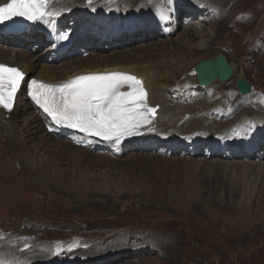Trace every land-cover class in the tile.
I'll return each mask as SVG.
<instances>
[{
  "label": "rangeland",
  "instance_id": "obj_1",
  "mask_svg": "<svg viewBox=\"0 0 264 264\" xmlns=\"http://www.w3.org/2000/svg\"><path fill=\"white\" fill-rule=\"evenodd\" d=\"M232 1L234 7L225 8L224 4L228 5ZM220 7L224 15L217 25H209L210 17H204L205 15L200 13L199 17L203 16V18H192V20L195 19L194 23L199 22V24H188L185 28L180 22L183 28L168 35H161L164 26L159 25L157 32L148 31L149 33L141 39L134 36V29L123 31L120 26H117V30L116 28L109 30L110 33L116 34L115 37L107 39L105 36H100V33L108 32L107 29L102 26L95 28L91 21H84L86 14L83 12L78 15L79 28L91 39L93 49L90 47L88 50H83L88 53L86 56H81L75 51L72 55L60 59L58 64L79 62L85 69L89 66L85 62L91 60L90 58L95 54L101 55L102 58L119 56L118 59H120V56L126 53L127 57L134 58L131 65H126L128 68L140 70L148 68L149 71L152 69L159 71V77L148 74L151 77L148 82L149 89L158 103L155 106H162L159 105V101L162 100L163 94L158 92V88L162 92L164 89L168 92L169 100L173 101L164 103V108L176 106L182 108L183 113L180 118L184 121L183 125L191 124L195 120L196 108H199L203 101L205 103L210 101L211 105L206 113L213 117L219 114L221 123L230 120L227 115L223 116V111H227L230 116H235L236 113H233L242 106H250L262 111L264 110V70L261 74L255 61L247 55V46L240 40L243 41V36L251 29L257 17L258 25L263 23L264 0H224ZM48 11L50 12V9ZM213 11L216 13L218 10L213 9ZM111 22L115 24L118 21L112 20ZM187 28L190 30L185 32ZM197 28L201 30H196ZM120 31L118 35L117 32ZM254 31L257 36L255 42L261 41L264 44V27L260 31H257V28ZM182 33L184 34L181 35ZM188 35H194V38L185 39ZM119 36L123 38L117 39L116 37ZM235 40L240 42L235 43ZM3 42L5 41H1ZM142 44L146 45L140 46ZM3 45L9 49L16 48L15 45H6V43ZM41 45L36 43L29 47L23 45L17 47L25 51L30 58L41 57L39 63L43 66L47 63L46 56H51L52 51H47L50 43ZM150 46L158 47L161 51L151 53ZM97 47L102 49L96 50ZM141 47H145L146 50L142 48L141 52H138L137 50ZM211 49L212 52H210ZM218 54L225 55L229 62L237 67L228 82L223 84L215 82L208 87H200L196 80L194 85H184L182 93L176 88H168L169 81L181 75L185 74L175 83L185 80L184 77H195L192 68L196 64L191 67L192 61L195 63L209 57H211L209 59H215ZM30 61L33 60L30 59ZM171 63L174 66L191 64L186 73L171 76L165 72L166 64L169 68ZM41 66L30 76L39 78ZM20 71L24 73L22 68ZM95 73L97 72L84 75ZM142 76L146 77V75ZM241 77L252 85V92L247 96H240L237 92L236 81ZM39 80L48 82L45 78H39ZM210 89V93H205ZM175 90L179 93L178 95ZM188 91L193 94L192 97L187 95ZM196 93L197 95H194ZM208 95L210 99L206 98ZM228 98H232L233 101L235 99L233 106ZM239 106L240 108L237 109ZM200 111L202 109L197 113ZM20 112L24 119L23 104L16 107L12 116L15 121H18ZM25 118L28 119L30 116H25ZM20 124L23 125V122ZM254 127L257 131L260 130L258 124ZM26 131L27 129L24 130L21 127L18 135L22 134L20 138L27 139L25 149L29 147L32 163L24 167L19 166L17 160H12L11 156L6 154L7 150L0 159L2 173L22 174L26 177L21 180L9 178L4 182L0 177V264L18 262L25 264L31 252L34 251L32 255L40 254L39 249L43 246L48 247L54 255L53 264H64L72 257H76L77 264L82 263L86 259L92 260L95 257L80 256L83 249L77 241L62 243L60 240H74L79 238V233H82L84 239L103 240L102 243L107 245L115 238V234L125 231L137 232L136 240L146 238L157 248H150L151 250L144 257L116 264H264V153L262 152L264 140L256 145L253 139L252 144L249 145L251 152L248 154L237 151V148L247 151L245 146L239 144L240 142L235 149L225 147L231 142L239 141L235 133L234 137L225 138L224 141L227 140V142L224 149L221 145L220 148L214 150L213 146L206 143V146L191 152L188 148H183L180 139L173 143L180 149H169V146L168 148L162 147L161 144H164L162 142L166 139H161L157 140L158 142L154 145L145 143L147 141L139 142L137 146L126 148L118 155L111 152V146L103 147L100 140H94L92 146L85 148L88 151L84 156L86 163L81 162L80 156L84 153L77 150L80 146L75 145L70 136L62 137L73 144L70 145L73 149L67 147L69 150H57L54 146L56 140L64 141L58 138L60 135L46 137L47 130L44 128L38 135L28 136ZM222 132L223 130L220 129L213 131L216 135ZM183 136L185 138L183 140H190V137L195 138L196 134L191 130L190 135L184 134ZM42 143L45 150H39ZM132 143L133 141L127 143L126 146H131ZM190 152H195V154H190ZM100 157H115L117 160L111 158L113 162L123 163L114 167L98 163L95 167L92 163L90 164ZM141 157L167 161L205 159L207 162L199 171L191 169L197 171H194V176V172L186 165L175 166L173 164L174 166L165 171L156 166L140 165V162H135V160ZM217 163L230 165L227 175L219 173L215 167H211L210 172H207L209 164L217 165ZM248 163L253 164L255 168L251 169L248 174L239 176L238 181L242 185L235 187L230 182V178L233 175L242 174L243 165ZM63 177L74 179L78 185H88L94 191L114 187L119 189L121 195H112L109 191L106 193L88 191L86 194H75L62 186H49L48 183L51 180H61ZM39 178L49 180L40 182ZM242 179L244 181H241ZM25 189H31V191L27 193ZM153 189L170 195V201H165V203L162 200L159 203L146 201L144 193ZM4 205L19 208L20 211L10 215L1 208H4ZM16 214L19 215L16 216ZM37 238L43 240L41 244L34 243L37 242ZM8 240L12 243L7 244ZM156 249L157 252H154ZM118 253L115 252L106 258L109 259ZM115 262L118 260H113L112 264Z\"/></svg>",
  "mask_w": 264,
  "mask_h": 264
},
{
  "label": "bare ground",
  "instance_id": "obj_2",
  "mask_svg": "<svg viewBox=\"0 0 264 264\" xmlns=\"http://www.w3.org/2000/svg\"><path fill=\"white\" fill-rule=\"evenodd\" d=\"M9 2L10 0H0V6H3L4 4L9 3ZM126 2H129L130 4H127ZM222 2L224 3V0H217V1L216 0H200V1L192 0L189 2L184 1V0H126V1L124 0H91V2H89V0H48L47 7L45 8L46 15H45L44 20L33 21V23L30 24L29 31H26L25 33L21 35L8 36V37L0 36V65L15 67L19 70H21L22 68L24 70V73H23L24 80L21 83L19 92H17L16 94L15 105L12 111L8 112L0 108V130H1L0 131V159L2 158V155H4L5 151L7 150L6 154L8 153L11 156L12 160H17L19 166L21 167L28 166L29 163L32 161V158L28 150L29 147L25 149V147L27 146L26 145L27 139L22 138V137L20 138L22 134L18 135V132L19 130H21V127L24 130L27 129L26 134L28 136L38 135L43 130V128L44 130H46L45 129V126L47 125L46 118L39 112L40 110L37 107V105L25 93L27 82L30 79L39 80V78H42V79L45 78L47 79L48 82H52L56 84H59V83L64 84L66 82H70L90 72H97L95 74H111V73L129 74V75L135 76L138 80L141 81L142 87L144 91L147 93V105L149 107H156L155 104H158L152 97L151 90L149 89L148 82H149V79H151V77H149L148 74H150V76L159 77V71L157 69H152L149 71L148 68L141 69V70L137 68H133V69L128 68L126 65H131L134 62V58H132L131 56L127 57L126 53L122 54L120 56V59H118L119 56L117 58L115 57L102 58L101 55L100 57L98 56V54H95L92 57L93 59L90 58L91 60H87L88 62H85L89 65L85 69L82 68V64L80 65L79 62L77 63L73 62L74 64L73 63L58 64L60 59H63V58H66L72 55L73 53H75V51L79 53L83 50H88L90 47H92L91 39L88 37V35L87 36L85 35V33L82 31L81 28H79V24H78L80 21V19L78 18L79 14L85 12L86 17L83 20L91 21L92 25H94L95 28H98L99 26L105 27L108 32L100 33V36H105V38L107 39L115 37L116 34L112 32L110 33L109 30L115 29V28L117 30V26H120V29L123 31H127V29L129 30L134 29V32H133L134 36L141 39L144 36H146L150 31H153V33L157 32V29H158L157 27L159 25L164 26L162 29L161 35H168L169 33H173L174 31H178L183 28L180 26V22L184 25V27L185 26L187 27L188 24H194V25L199 24V22L194 23L195 19L192 20V18L199 17L200 13H203L202 15H205L204 17H208V16L210 17L209 18L210 20H208L209 25H212V24L217 25L218 22L221 21V17L224 15V11H222L220 7ZM260 4H261V1H260ZM224 6L225 8L234 7L233 1L230 2L228 5L224 4ZM48 9H50V12L48 11ZM213 9L218 10V11L215 13ZM75 14L76 16H74ZM199 18H203V16ZM112 20L114 22L116 21L118 22L113 24L111 22ZM56 22H58L61 25L60 27L62 29L70 31V37H71L73 46L70 48V50L68 51L66 55H62L58 57L56 53H53L55 44L50 45L47 48L49 49L47 51H52L51 56H46L45 60L47 61V63L41 66V64L39 63V61L41 60V57L39 58L31 57L30 58V56H28V54L25 51H22L17 46L23 45L25 47H29L30 45H34L36 43L42 44L41 46L45 45L48 40L47 32L49 30L54 32L55 25L53 23H56ZM258 23H259V19L257 17L251 29L243 36V41L242 40L240 41L244 45L247 46V55H249V57H251V59L255 61V63L257 64V68L260 70L262 74V71L264 70V44L261 41L255 42L257 36H255L256 32L254 30L256 28H257V31L262 30V28L264 27V21L263 23L261 22L259 25ZM188 30L190 29L187 28L185 32H187ZM196 30L200 31L201 28H197ZM120 33L121 31L117 32L118 35H120ZM184 33H182L181 35H183ZM116 38L121 39L123 38V36H119ZM192 38H194V35H188V37H186L185 39L192 40ZM1 41H5L3 43H6V45L7 44L15 45L16 48L9 49L5 47V45H3ZM240 41L235 40L234 42L237 43ZM224 42H227V41H224ZM144 45L146 44H142L140 46H144ZM202 47L203 46L201 45V48ZM142 48H145V47H141L137 51L141 52ZM98 49L101 50L102 48L97 47L96 50ZM149 50L151 53L161 51L158 49V47L153 48V46H150ZM212 51L213 50L211 49L210 52ZM30 59H32L35 62L33 61L31 62ZM202 60L203 59H200L196 61L195 63L194 61H192V64L190 63L191 67L194 66L195 64L197 65ZM190 64H182L180 66L179 65L174 66V64L171 63L169 68L167 66L168 64H166L165 72L169 73L171 76H175L176 74H179V73L180 74L186 73L190 69ZM39 66L42 67L39 78L31 77L30 76L31 73H33L36 69H38ZM142 75H146V77ZM184 75H181L175 80L169 81L168 88L169 89L176 88L178 92L182 93V88L184 85H194L195 84L196 77H193V78L184 77L185 80L180 81L179 83H175L176 81H179V79L182 78ZM176 90L175 92L177 93ZM158 92L163 94V96L161 97L162 100L159 101L160 102L159 105H162V106H158V109H157L158 112H156L155 116L151 118V123L141 126L138 129V131L134 133V139L129 140V136H126L125 137L126 140H123V138H121V143L113 140V141H105L101 145L103 147L111 146V152H114V154L118 155L122 153V150L126 148L128 149L130 147L137 146L139 142L147 141L145 143H149V145H154L156 142L160 141L161 139H166L162 142L164 143V144H161L162 147L168 148L169 146V149H176V148L180 149L178 145L173 144L174 141H177L180 139L182 141L180 143L182 144L183 148H188V151H191V152L206 146V143H208L209 146H213L214 150H217L218 148H220L219 146L221 145H223L222 148L224 149V145L227 142V140L224 141L225 138H232L234 137V134L236 133L239 141L234 142V143L231 142V144L228 145L229 147L228 146H225V147L227 148L233 147L235 149V147L239 146L238 142H240L239 144H242L243 146H245L244 148L245 150L247 149V151H241L239 150V148H237V151L248 154L251 152V147L249 145L252 144L253 139H255L256 145L258 144L259 141L264 140V119H263L264 110L259 111L257 108L250 107V106H242V108H240L239 106L237 107V109L239 108L240 109L233 113V114L236 113L235 116H230V114L227 111H223L222 112L223 116L227 115V118H230V120L226 123H223V122L221 123L219 119V114L218 116L213 117L209 115L208 113H206L207 108H209L211 105L210 101H208L207 103L203 101V103L199 105V108H196L197 111L201 109L202 111H200L199 113H197V111L195 112V116H194L195 120L191 124L183 125L184 121L183 119L180 118V116L183 113L182 108H178L179 106L169 107L168 109L164 108L165 107L164 103L167 104L173 101L169 100V98L167 97L168 92H165L164 89L162 92L160 88H158ZM210 92H211V89L206 90L205 93H210ZM178 94L179 93H177V95ZM222 94L224 95L223 92ZM187 95H191L189 97H192L193 94H190V91H188ZM194 95H197V93ZM203 97L204 96H202V98ZM208 97L210 99V95L206 96V98ZM228 101L233 106L235 99L233 101L232 98H228ZM22 104H23L24 111H25V113L23 114L24 119H22V116H21L22 111H21L19 113L20 116H19L18 121H15L12 118V116L16 110V107ZM28 115L30 116V118L26 119L25 116H28ZM251 117H255V118L253 119ZM21 122H23V125L20 124ZM257 124L260 128V130L258 131L254 127ZM216 129L223 130V132L219 135H216L215 133H213V131H215ZM191 130L195 132L196 134L195 138H192L191 136L190 140H183L185 139L183 138L184 137L183 135L184 134H186V136L190 135ZM49 135H53V134L46 132V137H50ZM54 135L55 136L60 135V137L58 136V138H62L64 140L63 142L60 141L59 139L56 140V143L54 145L55 149L57 150L58 149L59 150H65V149L69 150L71 148L73 149V146H70L73 144L67 139H64L62 137V136H66L64 135V133L56 132V134ZM75 137L78 138L80 137V135H75ZM132 141L133 143L131 144V146L127 147L126 144ZM134 141H137V142L134 143ZM64 142H66V144ZM115 144L117 148L113 147ZM184 146H187V147H184ZM40 147L41 148L39 150H42V149L45 150L43 143H42V146ZM63 147L64 149H60ZM67 147H70V148L68 149ZM77 150L79 152L84 153L81 156L79 155V153H77L80 156L81 162H84L85 161L84 156H86L88 151H86L85 148H81V147ZM74 151L73 152L70 151V152L74 153ZM191 152L190 154H195V152L193 153ZM262 152L264 153V147H263ZM111 158L114 160H117L115 157H105V158L100 157V158H97L96 161L90 162V164L92 163L95 167L98 164L106 165L109 167H114L117 165L119 166L121 163H123V162L120 163V161L113 162ZM135 162H140V165L142 164L143 166H146V167L149 165L156 166L159 169H163V171L167 170L168 168H171V166H174L173 164H175V166L186 165L190 167V170L194 168L195 170L199 171L204 167L207 161H205V159L193 160V161H186V160L185 161L184 160L167 161V160L155 159L151 157H141L140 159L139 158L136 159ZM211 167H215L218 170V172L222 173L223 175H227L228 171L230 170L229 164H223V163L218 164L217 163V165L209 164L207 172H210ZM253 168H255L253 164H250V163L244 164L242 174L233 175L230 178V182L233 183L235 187L239 186L241 182L238 181V177L241 175L244 176L245 174H248L250 170ZM195 172L193 173V175L195 174ZM0 177L3 178L2 182L6 181L9 178L14 179V180H21V179L26 178L22 174L8 175L6 173H2V170H0ZM46 180H49V179L39 178L38 181L43 182ZM241 181H244V180L242 179ZM205 183H206V180H205ZM48 184L49 186H62L66 190H70L71 192L75 194H79V193L86 194L88 191L90 193H94V192L106 193L109 191L112 195H115V194L121 195L119 189H115L114 187H109L106 190L101 189L99 191H94V189L88 185H85V186L78 185L75 183L74 179H67L65 177H63L61 180H53V181L51 180ZM24 191H27L28 193L29 191H31V189L29 190L25 189ZM144 198L148 202H155V203H159L161 202V200L163 203H165V201H170V195H168L167 193L159 192L158 189L157 190L153 189L150 192H145ZM4 206H5L4 208L3 207L1 208L6 210L10 215L13 213H18L20 211L19 208H11L6 205ZM18 215L19 214H16V216ZM13 219H15L14 215H13ZM31 227H33V225ZM136 233L137 232L131 233L128 231L117 233L115 234V238L111 242H109L107 245L102 243L103 240L93 241V240H89L86 238L84 239V237H82V233H79L80 239L79 238H75L74 240L62 239L60 240V242L71 243V242L77 241L79 246H81L83 249L82 250L83 253L79 254L80 256H82L83 258H86L89 255L95 257L92 260L86 259V261H83L82 263L80 262L78 264H98V263L99 264H112L113 260L117 259L118 262L114 263L116 264L122 261L144 257L145 255L149 253V250H151L150 248L152 249L157 248L156 246L151 244L149 241H147L146 238H143V239L139 238L136 240L135 239ZM86 240H89V241H86ZM42 241L43 240H38L37 238V242H34V243L38 245L39 243L41 244ZM11 243H12L11 240L7 241V244H11ZM39 250H40V254L36 253L35 255H32V253L34 252L32 251L31 256L28 258V261L25 264H53L55 257L51 253V251H49V248L48 247L45 248V246H43ZM115 252H119V253L115 256H111L109 259L106 258L107 256L114 254ZM154 252H157V249ZM76 260H77L76 257H72L70 259H67L64 264H70V262L71 264H77L78 261L76 262ZM16 264H19V262ZM21 264H24V263H21Z\"/></svg>",
  "mask_w": 264,
  "mask_h": 264
},
{
  "label": "snow or ice",
  "instance_id": "obj_3",
  "mask_svg": "<svg viewBox=\"0 0 264 264\" xmlns=\"http://www.w3.org/2000/svg\"><path fill=\"white\" fill-rule=\"evenodd\" d=\"M47 4L48 0H10L0 6V23L14 17L44 20ZM23 80L19 69L0 65V108L12 111ZM125 86L129 91H121ZM29 89L32 101L57 125L106 141L133 135L151 123L156 112L147 105L141 81L129 74L83 75L59 87L32 80Z\"/></svg>",
  "mask_w": 264,
  "mask_h": 264
},
{
  "label": "water",
  "instance_id": "obj_4",
  "mask_svg": "<svg viewBox=\"0 0 264 264\" xmlns=\"http://www.w3.org/2000/svg\"><path fill=\"white\" fill-rule=\"evenodd\" d=\"M236 68L234 63L229 64L227 58L223 54H219L216 59L199 62L194 68V73L199 85L208 87L217 81L221 84L226 83L233 76ZM236 87L243 96L248 95L252 90V86L244 78L237 80Z\"/></svg>",
  "mask_w": 264,
  "mask_h": 264
}]
</instances>
